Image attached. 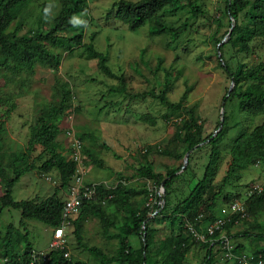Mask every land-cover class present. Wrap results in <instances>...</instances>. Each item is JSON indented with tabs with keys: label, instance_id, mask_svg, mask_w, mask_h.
<instances>
[{
	"label": "trees",
	"instance_id": "16d2710c",
	"mask_svg": "<svg viewBox=\"0 0 264 264\" xmlns=\"http://www.w3.org/2000/svg\"><path fill=\"white\" fill-rule=\"evenodd\" d=\"M33 4V0H0V69L19 77L18 82L24 88L28 75L34 74L37 67L57 69V56L81 50L88 58L97 60L98 69L106 76L119 80L120 87L112 89V92H126L125 77L116 75L108 65L107 54L95 48V35L90 36L89 43L84 42V28L91 21L89 0H50L49 2L38 0L36 15L30 10ZM185 6L190 17L180 26L164 19L166 14L181 13ZM52 9H56V12ZM224 14V18L228 17V29L219 37L220 30L225 27L223 20L219 19L216 20L218 27L213 34L218 46L216 48L218 65L234 83V87L227 94L239 102L241 112L247 116L262 115L264 114V59L252 65L237 62L233 67L226 57V50L231 48L238 54L254 52L253 43L256 41L264 48V0H226ZM203 15L204 10L198 0L138 2L119 0L108 11L107 18L119 20L132 32L148 24L153 36L165 35L172 41H178L190 30V20ZM233 22L235 26L231 37L222 43ZM27 23L31 24V28L24 33L22 31L25 30ZM70 29L76 30L77 34L72 37L64 36L63 33ZM161 64L162 61L159 60L157 70L161 69ZM22 74H25V77ZM1 79L0 75V85ZM170 90L171 86L168 85L156 98L170 110L183 111L181 119L174 123L176 133L171 140L179 143L183 149L180 154L168 150L161 153L180 158L188 152L193 153L196 149L209 146L208 163L203 176L185 198L179 199L170 208L169 198L171 193L173 194L175 180L179 179L177 173L180 170L167 168L165 175L156 173L149 147L142 154L143 162L137 172L145 181L142 187L131 186L122 176L117 177L118 181L114 188L101 184L93 200H84L79 214L70 220L77 246L88 256L99 261L98 264H183L189 249L196 243L195 237L186 225L189 224L195 231L205 234L207 226L217 218L215 207L219 194L209 195V188L220 169L222 155L220 145L229 134V118L224 115V121L218 125V132L205 136V126L200 123L201 116L195 114L194 108L183 107L181 102L168 101L167 93ZM188 93L189 90L184 92L182 101L187 98ZM53 97V102L39 110L24 151L9 154L0 144V190L2 191L0 217L6 208L20 210L22 215L20 228L11 223L7 225L5 231L0 230V257L8 259L5 264H30L34 260L35 251L30 241L29 230L25 225L26 220H37L53 230L59 228L63 221L64 201L60 199L59 193L61 189L71 184L77 170V163L62 152V144L58 141L62 131L60 124L63 116L73 108L74 95L69 82L58 80L53 89ZM223 101H226V96ZM12 111V109L8 110L7 117ZM4 130L2 125L0 141ZM87 138L86 134L79 133L78 139H75L81 143L79 152L85 153L97 167L108 169L105 162L94 156L90 147L86 146ZM196 146L198 147L195 148ZM75 151L76 148H73L71 153ZM261 163H264V122L252 130H241L233 140L228 175L245 171ZM33 171L44 176L55 172L59 177V187L43 200L17 201L13 196L15 184L22 176ZM188 171L189 169H186L182 173ZM47 178L51 181L49 176ZM227 179L228 176L224 181ZM149 184L155 188L165 189L164 206L151 204L150 196L156 199L158 197L155 190H150ZM240 198V195H236L235 198L225 197L222 200L230 204ZM246 204L249 217L258 219L264 212V194L251 196ZM156 211L159 213L152 216ZM89 218H97L100 221L107 239L118 241L114 255H109L97 246H89L83 240V227ZM157 220L168 221L172 229L179 227V233L171 238L156 240V229L153 225ZM237 220H240L239 216L227 223L222 231H217L212 240L207 235V241L203 242L206 253L201 264L220 263L218 258L220 252H214L215 247L212 242L222 234L231 238L244 236V238L255 237L264 240V228L260 223L255 226L259 230L256 234H233L232 229ZM111 228L115 229V232H111ZM69 243L68 241L66 248L62 250L48 251L46 259L40 257L35 264H88L87 261L64 256L69 252ZM245 249V245L239 243L234 254L241 255ZM251 252L256 258L261 257L264 261V247H258ZM221 264L237 263L234 259H230Z\"/></svg>",
	"mask_w": 264,
	"mask_h": 264
},
{
	"label": "rangeland",
	"instance_id": "374dc122",
	"mask_svg": "<svg viewBox=\"0 0 264 264\" xmlns=\"http://www.w3.org/2000/svg\"><path fill=\"white\" fill-rule=\"evenodd\" d=\"M33 1L30 10L36 15L38 0ZM118 1L89 0L91 21L84 28V42L89 43L90 36L95 35V48L107 54L108 65L116 75L125 77L126 92H112V89L120 87L119 80L106 76L98 69L97 60L88 58L81 50L57 56V69L37 67L34 74L28 75L24 88L18 82L19 77L0 69L2 77L0 127L3 125L5 129L0 144L9 154L24 151L39 110L54 100L53 89L57 81H68L74 97L73 108L66 112L60 124L62 131L58 141L62 144V152L70 158L71 150L74 148L72 142L78 139L79 133L86 134L88 136L86 146L90 147L94 156L101 158L108 166V169L99 168L92 164V160L85 153L82 154L84 167L88 173L86 182L101 183L114 188L118 181L117 177L122 176L131 186L142 187L145 181L137 172L143 162L142 154L150 147L156 173L165 175L167 168L180 170L177 173L179 179L175 180L173 194L171 193L169 198L172 208L179 199L185 198L202 178L208 163L210 147L203 146L200 150L190 152L188 162L185 161L186 154L174 158L161 153L168 150L180 154L183 149L179 143L171 141L176 133L174 123L181 119L183 111L170 110L156 98L169 85L171 90L167 93L168 101L181 102L185 108H194L195 114L201 116L200 123L205 126V136L218 132V125L224 115L229 118V134L220 145L222 151L220 169L209 188V195L219 194L215 207L218 216L220 209L229 204L223 202V198H235L236 195L242 197L250 186L264 183V163L228 175L233 140L241 130H252L262 124L264 114L256 117L247 116L241 112L239 102L227 94L230 88L234 87V83L218 65L216 58L218 46L213 34L218 27L216 20H223L225 25L220 30L219 37L228 29V17L224 18L226 0H198L203 7L204 15L191 19L190 30L178 41H172L165 35L153 36L148 24L132 32L119 20L107 18L108 11ZM52 10L56 12V9ZM189 17L186 6L181 13L164 15L165 20L177 26ZM21 18L24 19L22 16ZM233 25L235 26L234 22ZM29 28L31 24L27 23L22 32L27 33ZM75 34L77 31L72 29L63 33L66 37ZM226 40L228 39H223L222 43ZM253 44L254 52L247 54H238L231 48L226 50V57L233 67L237 62L252 65L264 59V48L258 41ZM159 60L162 64L161 69L157 70ZM22 76L25 77V74ZM186 90H189L188 96L182 101ZM9 109L13 111L7 117ZM186 169H189L188 173H182ZM48 176L51 181L48 180ZM226 176L228 179L224 181ZM59 185V177L55 172L44 176L33 171L22 176L15 184L13 196L17 201L43 200L52 195ZM149 188L155 190L158 197L156 199L150 196L151 204L164 206L165 189L155 188L151 184ZM1 193L0 190V196ZM59 197L65 200L64 189L60 190ZM21 221L20 210L6 208L1 213L0 230L5 231L7 225L11 223L20 228ZM258 223L264 228V212L258 219L248 217L235 223L232 233L256 234L259 232L255 227ZM25 225L29 230L34 251L36 253L47 251L52 241L53 229L37 220H26ZM153 227L156 229V240L171 238L179 233V227L172 229L168 221L164 220H157ZM203 229L205 232L204 227ZM110 231L115 232V229L111 228ZM70 232L68 233L70 257L87 261L88 264H98L99 261L88 256L77 246L72 233L73 228ZM82 234L83 240L89 246H97L109 255L116 253L118 241L105 237L97 218L85 221ZM229 239L233 241L235 248L239 243L244 244L245 253H252V250L264 247V240L255 237L241 236ZM195 242L183 264H201L206 253L203 248L205 241L195 238ZM213 246L215 253L220 252L219 264L224 263L227 260L224 245L216 241Z\"/></svg>",
	"mask_w": 264,
	"mask_h": 264
},
{
	"label": "built area",
	"instance_id": "2783aa9c",
	"mask_svg": "<svg viewBox=\"0 0 264 264\" xmlns=\"http://www.w3.org/2000/svg\"><path fill=\"white\" fill-rule=\"evenodd\" d=\"M73 147L76 148V151L71 154L70 158L77 163V170L72 178L71 184L64 189V191L66 192V197L64 200L63 222L59 228H55L53 230V240L50 243L49 249L47 251H41L39 253L34 252V260L30 264H35L37 260L40 259V257L46 259L48 251L50 250H62L66 248L65 245L68 243L67 231L70 229L71 225L69 219L74 218L79 214L81 205L84 200H93V198L97 194L98 187H100L101 185V183L89 184L86 182L88 173L84 167L82 154L79 152V149H81V143L78 140L74 139ZM161 188L163 189V187ZM263 194L264 183L247 188L246 194H243L240 199L231 202L226 206L224 205L220 209V213L217 216L216 220L207 226L205 234L195 231L189 224L186 226L197 240L207 241V235L210 236V240H212V237L216 234V232L222 231L227 223L233 221L234 217L239 216L240 220H245L246 218H248L249 215L247 212L246 204L247 200L251 196ZM111 197L112 196H109V198ZM157 213L158 212L156 211L153 214ZM240 220L235 221V223L240 222ZM216 241L224 245V249L226 252L225 257L227 260L234 259L237 264H264V261L261 257L256 258L252 253L243 252V254L236 256L234 254L235 246L233 244V241L229 239V237L225 234H222L219 238L215 239V242ZM215 242L213 241L212 244H214ZM64 256L66 258L69 257V252H66ZM7 262L8 259H3L0 257V264H5Z\"/></svg>",
	"mask_w": 264,
	"mask_h": 264
},
{
	"label": "water",
	"instance_id": "95a60500",
	"mask_svg": "<svg viewBox=\"0 0 264 264\" xmlns=\"http://www.w3.org/2000/svg\"><path fill=\"white\" fill-rule=\"evenodd\" d=\"M233 28H234V25L230 28V31L228 33V35L226 36V39H229L231 37V33L233 31ZM232 90V88H230L229 92ZM222 111H224V108L222 109ZM224 121V118L222 119V122ZM221 129V127H220ZM201 145V144H200ZM198 146H196L195 148H197ZM189 155H190V152L186 153L185 155V161L188 162L189 160Z\"/></svg>",
	"mask_w": 264,
	"mask_h": 264
},
{
	"label": "crops",
	"instance_id": "0c3cea01",
	"mask_svg": "<svg viewBox=\"0 0 264 264\" xmlns=\"http://www.w3.org/2000/svg\"><path fill=\"white\" fill-rule=\"evenodd\" d=\"M255 167V166H254ZM109 188V187H108ZM71 220V218L69 219V221ZM63 222V221H62ZM71 223V222H70ZM70 231L72 232V225H70Z\"/></svg>",
	"mask_w": 264,
	"mask_h": 264
},
{
	"label": "clouds",
	"instance_id": "9594fccd",
	"mask_svg": "<svg viewBox=\"0 0 264 264\" xmlns=\"http://www.w3.org/2000/svg\"><path fill=\"white\" fill-rule=\"evenodd\" d=\"M69 231H70V229L67 231V238H68V233H69ZM52 240H53V237H52ZM68 240H69V238H68ZM68 258V257H67ZM69 258H70V256H69Z\"/></svg>",
	"mask_w": 264,
	"mask_h": 264
}]
</instances>
